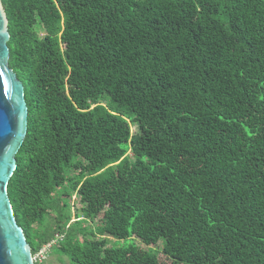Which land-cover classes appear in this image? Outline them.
<instances>
[{"label":"trees","instance_id":"obj_1","mask_svg":"<svg viewBox=\"0 0 264 264\" xmlns=\"http://www.w3.org/2000/svg\"><path fill=\"white\" fill-rule=\"evenodd\" d=\"M1 1L28 108L7 193L33 256L264 264V0Z\"/></svg>","mask_w":264,"mask_h":264},{"label":"water","instance_id":"obj_2","mask_svg":"<svg viewBox=\"0 0 264 264\" xmlns=\"http://www.w3.org/2000/svg\"><path fill=\"white\" fill-rule=\"evenodd\" d=\"M9 38L8 20L0 0V264H35L7 193L28 123L23 83L9 68Z\"/></svg>","mask_w":264,"mask_h":264},{"label":"rangeland","instance_id":"obj_3","mask_svg":"<svg viewBox=\"0 0 264 264\" xmlns=\"http://www.w3.org/2000/svg\"><path fill=\"white\" fill-rule=\"evenodd\" d=\"M136 126L133 125L132 129H133V133H136ZM73 205L75 206L73 208V211L76 212L77 209H80L81 205L79 204V199L74 196L73 197ZM132 240H127V241H118V240H113V242H111V246H126L129 244H132ZM136 245L144 250H148L150 249L149 247H147L146 245L142 244L139 240H136ZM163 245H164V241L162 240L158 246L156 247H151V249H154L156 252L160 253L161 255V260L163 261H167V259L165 258V256L163 255L162 251H163ZM51 251V246H47L44 250L43 253L39 256L38 260H44L45 262H51L52 264H61L59 263L57 260H55L52 257V253ZM43 261V262H44Z\"/></svg>","mask_w":264,"mask_h":264},{"label":"built area","instance_id":"obj_4","mask_svg":"<svg viewBox=\"0 0 264 264\" xmlns=\"http://www.w3.org/2000/svg\"><path fill=\"white\" fill-rule=\"evenodd\" d=\"M42 253H43V251H42L39 255H37L36 257H34V261H35V262L41 261V260H38V258H39V256H40Z\"/></svg>","mask_w":264,"mask_h":264},{"label":"clouds","instance_id":"obj_5","mask_svg":"<svg viewBox=\"0 0 264 264\" xmlns=\"http://www.w3.org/2000/svg\"><path fill=\"white\" fill-rule=\"evenodd\" d=\"M33 258H34V256H33ZM34 263L36 264V262L34 261Z\"/></svg>","mask_w":264,"mask_h":264}]
</instances>
